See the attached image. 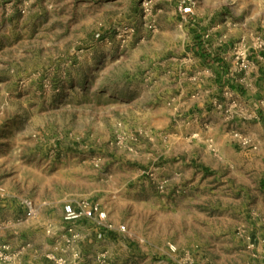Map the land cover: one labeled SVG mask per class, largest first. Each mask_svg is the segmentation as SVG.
I'll use <instances>...</instances> for the list:
<instances>
[{"label":"crops","instance_id":"crops-1","mask_svg":"<svg viewBox=\"0 0 264 264\" xmlns=\"http://www.w3.org/2000/svg\"><path fill=\"white\" fill-rule=\"evenodd\" d=\"M226 14L225 23L218 17L205 22L216 32L208 38L198 24L191 41L186 23L168 18L164 40H152V49L138 55L141 67L132 70L130 87L120 86L118 73L106 66L105 74L115 79L102 90L99 120L129 127L124 143L132 142L135 156L152 160L154 173L144 189L139 187L141 193L114 187L109 202L88 199L99 203L116 227L125 225L126 237L84 223L77 226L80 243L67 245L63 207L81 200L75 198L79 194L41 197L56 184H84L79 176L84 163L58 167L29 160L40 146V119L32 130L25 118L13 127L14 114L0 105V244L16 253L7 264H57L46 259L47 253L65 264H181L184 254L195 264L264 261V41H234L249 32L252 13L246 4ZM180 15L185 20L193 13ZM239 49L248 50L245 71L237 65ZM232 102L237 108L228 113ZM87 155L81 150L67 154V160ZM25 200L36 209L33 217L26 216ZM42 206L52 211L38 218ZM234 217L243 220L239 236ZM100 253L105 262L95 260Z\"/></svg>","mask_w":264,"mask_h":264},{"label":"rangeland","instance_id":"rangeland-1","mask_svg":"<svg viewBox=\"0 0 264 264\" xmlns=\"http://www.w3.org/2000/svg\"><path fill=\"white\" fill-rule=\"evenodd\" d=\"M242 3L252 13L247 22L249 32L234 41H264V0H0V105L14 114L13 127L25 118L32 130L40 119V146L36 147L37 157L32 152L29 160H38L43 166L53 162L58 167L84 163V172L79 174L84 184L70 187L61 182L41 198L50 201L72 192L79 194L76 199L109 202L114 187L126 194L139 191L142 185L144 189L154 174L152 160L135 156L132 142L124 143L129 127L105 125L99 120L102 90L110 78L115 79L105 74L106 66L118 73L120 86L130 87L127 83L134 81L130 76L138 65V55L152 49V40H164L168 18L173 15L186 23L190 28L187 41L201 23L208 38L216 32L205 22L218 17L225 23L226 13ZM184 4L191 5L193 13L185 20L180 15ZM17 38L19 41H14ZM81 150L88 154L85 159L67 160V154ZM49 210L42 206L38 218ZM234 219L239 236L244 230L238 224L243 220ZM51 231L49 228L46 233ZM239 247L236 249L241 250ZM52 255L45 257L49 260ZM74 256L79 259V254ZM179 260L195 264L189 254Z\"/></svg>","mask_w":264,"mask_h":264},{"label":"built area","instance_id":"built-area-1","mask_svg":"<svg viewBox=\"0 0 264 264\" xmlns=\"http://www.w3.org/2000/svg\"><path fill=\"white\" fill-rule=\"evenodd\" d=\"M180 13L183 16L190 15L192 13V6L189 4L181 5ZM260 47H263V44L260 42ZM238 56L236 58L237 65L241 71H245L249 68V54L247 49H239ZM237 108V104L232 102L230 104V110ZM241 144L246 147L255 148L252 142L249 139H241ZM23 207L26 209V216L28 218L33 217L36 214V209L32 202L25 200L22 203ZM63 222L65 224L66 242L69 246H74L80 243L82 235L77 230L78 225L84 223H92L96 225L101 230L107 232H118L122 236L126 237L128 231L125 225L116 227L108 219V213L103 209V207L97 203L88 199L74 200L66 203L63 207ZM101 237V235H99ZM172 252H176L174 246H170ZM16 253H13L6 244H0V264H7L14 260ZM49 260L54 261L57 264H65L63 259H57L54 255L48 256ZM107 259L105 253H100L96 255V261L99 263L105 262ZM182 264V263H181Z\"/></svg>","mask_w":264,"mask_h":264}]
</instances>
